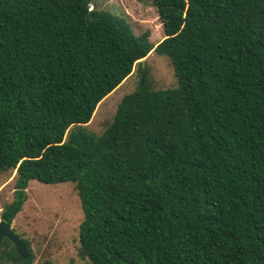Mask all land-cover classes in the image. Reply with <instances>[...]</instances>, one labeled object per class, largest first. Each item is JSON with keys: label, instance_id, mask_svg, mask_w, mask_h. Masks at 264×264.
I'll return each instance as SVG.
<instances>
[{"label": "trees", "instance_id": "16d2710c", "mask_svg": "<svg viewBox=\"0 0 264 264\" xmlns=\"http://www.w3.org/2000/svg\"><path fill=\"white\" fill-rule=\"evenodd\" d=\"M162 39L92 0H0V173L74 185L88 264H264V0H152ZM164 55L174 86L140 60ZM137 64L97 136V104ZM0 242V264H30Z\"/></svg>", "mask_w": 264, "mask_h": 264}, {"label": "rangeland", "instance_id": "374dc122", "mask_svg": "<svg viewBox=\"0 0 264 264\" xmlns=\"http://www.w3.org/2000/svg\"><path fill=\"white\" fill-rule=\"evenodd\" d=\"M92 4L122 18L134 35L148 31L153 45L162 39L152 0H92ZM143 62L153 89L174 86L172 68L164 55L150 52ZM138 79L137 64H134L131 73L97 104L89 122L83 125L84 130L99 135L111 121L121 97L135 90ZM13 176L14 171L0 173V211L12 198ZM25 192L26 200L10 224L12 231L27 241L32 255L30 264H88L76 254L77 227L82 212L74 185L30 180Z\"/></svg>", "mask_w": 264, "mask_h": 264}, {"label": "water", "instance_id": "95a60500", "mask_svg": "<svg viewBox=\"0 0 264 264\" xmlns=\"http://www.w3.org/2000/svg\"><path fill=\"white\" fill-rule=\"evenodd\" d=\"M140 63H141V71H140L141 73H140V81L139 82L141 84L143 82V77H144L143 59L140 60ZM3 238L9 240L12 243V245L15 249V252L21 258L27 257L25 245L22 242V240L12 231L11 224L0 219V242Z\"/></svg>", "mask_w": 264, "mask_h": 264}]
</instances>
